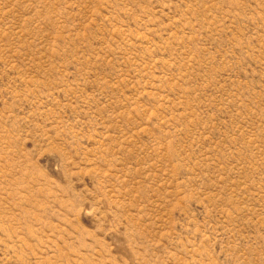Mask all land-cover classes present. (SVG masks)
Segmentation results:
<instances>
[{
    "label": "rangeland",
    "instance_id": "obj_1",
    "mask_svg": "<svg viewBox=\"0 0 264 264\" xmlns=\"http://www.w3.org/2000/svg\"><path fill=\"white\" fill-rule=\"evenodd\" d=\"M0 264H264V0H0Z\"/></svg>",
    "mask_w": 264,
    "mask_h": 264
}]
</instances>
